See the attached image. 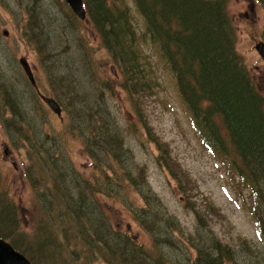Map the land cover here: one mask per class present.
Instances as JSON below:
<instances>
[{
	"label": "trees",
	"instance_id": "16d2710c",
	"mask_svg": "<svg viewBox=\"0 0 264 264\" xmlns=\"http://www.w3.org/2000/svg\"><path fill=\"white\" fill-rule=\"evenodd\" d=\"M28 1L21 37L46 55L50 81L58 85L51 89L60 94L53 97L65 115L63 129L80 142L90 161L89 173L83 174L69 161L62 168L58 161L65 160L58 145L64 139L58 143L55 137L52 146L50 137L37 133L31 124V133L21 140L28 155L23 172L35 193L39 225L32 231V241L24 242L18 231L17 207L10 200L0 210V237L31 264H264V94L236 51L228 0H132L144 19L140 32L133 6L126 0H82L83 22L64 2L55 0L62 4L67 28L63 33L53 30V19L42 13L39 0ZM90 31L107 54L114 78L111 69L105 73L102 66L107 64L94 60ZM62 41L68 51L53 53L51 47ZM147 41L175 79L201 140L215 154L236 157L233 170L250 190V211L261 251L245 241L231 248L217 238L200 235L188 236L178 247L183 243L178 221L149 188L144 168L134 163L131 150L125 148V131L107 107L115 89L124 92L149 142L157 148L159 166L176 179L181 191L194 192L181 172L178 176L167 145L150 134L139 106L158 87L152 59L143 50ZM75 53L76 59L71 60ZM61 57L67 58L62 61ZM87 83L91 92L84 91ZM3 99L12 116L23 114L21 105L29 108L31 103V96L25 101L13 94ZM131 193L141 199V207H132L127 199ZM101 196L116 197L122 206L129 204L134 221L150 237L148 246L110 225L99 204ZM198 220L208 229L200 215Z\"/></svg>",
	"mask_w": 264,
	"mask_h": 264
},
{
	"label": "rangeland",
	"instance_id": "374dc122",
	"mask_svg": "<svg viewBox=\"0 0 264 264\" xmlns=\"http://www.w3.org/2000/svg\"><path fill=\"white\" fill-rule=\"evenodd\" d=\"M126 1L132 5V0ZM258 1L252 3L250 0H228L227 11L236 31V51L254 85L264 94V63L254 50L258 42L264 43V0ZM37 4L41 6L42 13L53 19V30L56 33L66 31L62 4L56 3L55 0H39ZM28 5H30L28 0H0V196H2L0 210L8 207L10 200L15 203L20 224L19 234L23 235L24 242L30 243L33 239L32 231L39 225L36 221L38 205L34 191L25 180L23 168L28 155L27 147L23 146L21 140L25 133H31V124L33 128L37 127V133L42 132L50 137L52 146L56 141L55 137L58 143L64 139L63 145H58L59 155L65 160L58 161L62 168L65 169L69 161L76 169L88 175L87 167L90 161L84 154L80 142L66 135L63 129L65 115L58 117L53 114L40 97L41 95L54 99V95L60 94L57 91L55 94L51 89V86L58 85L50 81L48 65L45 63L46 55L39 52L34 45H27L21 37L22 24L26 19L25 8ZM251 6L253 11L250 9ZM132 13L135 17V27L140 32L144 29V19L134 6ZM246 14L247 20L244 19ZM89 37L93 58L107 64L102 66L106 73L107 69H111L107 54L99 48V41L92 31ZM63 46V41L60 44L57 42L50 50H53V53L60 50V54L67 52ZM143 50L152 59L154 76L158 82L155 92L140 100L139 106L145 124L153 138L167 145L171 159L178 167V176L181 172L189 181V188L194 189V192L181 191L176 179L159 166L156 160L157 148L149 142L148 134L136 118L131 102L124 92L115 89L113 98L107 99V107L125 131V148L131 150L134 163L144 168L143 173L149 188L164 204L167 212L178 221L183 235V243L180 241L178 247L181 249L188 236L197 238L196 236L200 235L203 239L217 238L231 248L240 247L245 241L261 251V238L250 211V190L233 170L232 160L236 157L231 153L229 158H224L205 145L197 134L190 113L179 97L175 79L170 71L163 61L160 62L148 41L144 42ZM76 57L75 53L71 60ZM66 58L61 57L60 60L64 61ZM21 59L28 63L37 91L30 87L19 65ZM53 59H56L55 54ZM49 64L52 65L51 57ZM109 76L107 73V77ZM111 76L114 78L113 69ZM84 86L85 92H91V84L87 83ZM9 94L24 101V98L31 96L29 108L21 105L23 114L20 116H12L7 102L3 99ZM60 173L64 171L61 170ZM99 199L101 209L113 228L129 234L139 244L149 245L150 237L134 221L128 203L122 206L116 197L101 196ZM127 199L131 201L133 208L142 206L141 199L135 193H131ZM208 206H213L214 209ZM199 215L208 229L200 225ZM173 248L177 249L174 246ZM184 259L183 256L181 262H184Z\"/></svg>",
	"mask_w": 264,
	"mask_h": 264
},
{
	"label": "water",
	"instance_id": "95a60500",
	"mask_svg": "<svg viewBox=\"0 0 264 264\" xmlns=\"http://www.w3.org/2000/svg\"><path fill=\"white\" fill-rule=\"evenodd\" d=\"M63 1L68 8L72 11L74 16L80 20L84 21L86 17L85 10L83 8L82 0H60ZM3 35L6 36V33ZM255 51L260 56L264 63V44L258 43L255 45ZM19 65L22 67L26 77L30 81L32 85H35L34 78L31 72V69L28 63L21 59L19 61ZM44 103L48 106V108L56 115H61V109L59 105L53 100L48 98H43ZM0 264H31L23 255L18 253L13 247L8 244L6 241L0 238Z\"/></svg>",
	"mask_w": 264,
	"mask_h": 264
},
{
	"label": "flooded vegetation",
	"instance_id": "af4514ba",
	"mask_svg": "<svg viewBox=\"0 0 264 264\" xmlns=\"http://www.w3.org/2000/svg\"><path fill=\"white\" fill-rule=\"evenodd\" d=\"M257 1H258V0H250V2H252V3H253V2H257ZM258 2H259V1H258ZM252 6H253V5H252ZM252 6L250 7V9L253 11V7H252ZM247 17H248V15L246 14V15L244 16V19L247 20Z\"/></svg>",
	"mask_w": 264,
	"mask_h": 264
}]
</instances>
